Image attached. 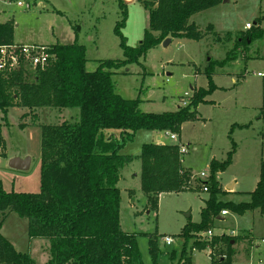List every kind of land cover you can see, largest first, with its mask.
<instances>
[{
	"label": "rangeland",
	"instance_id": "obj_1",
	"mask_svg": "<svg viewBox=\"0 0 264 264\" xmlns=\"http://www.w3.org/2000/svg\"><path fill=\"white\" fill-rule=\"evenodd\" d=\"M17 1L29 7L18 6ZM119 1L0 0V21H12V40L22 44H70L76 33L77 43L85 47V67L92 71L102 60L123 58L120 38L114 31L122 17ZM124 5L126 18L119 30L127 45L135 47L148 26V9L143 0H127ZM190 21L200 32H205L203 38L172 37L166 45L161 41L148 49L139 62H130L111 76L118 94L126 99L138 98L139 109L153 113L174 111L177 106L186 105L190 96L185 97L184 93L191 95L192 87L208 88L204 71L210 63L215 86L206 95V102L197 105L196 119L183 122L175 139L165 131L140 129L132 134L124 132L121 137L117 129L101 130L105 139L124 141L119 151L132 156V161L119 170V223L123 231L135 236L138 257L132 264H152L150 239L156 242V264H177L183 247L190 258L189 264H210V257L225 256L226 244L212 246L209 243L203 249L206 253L193 249L192 244L210 242L220 235L228 236L232 244L231 264H264V243L261 241L264 215L258 210L241 214L228 210L225 215L219 212L211 216L207 227L211 236L203 230L193 232L185 242L180 234L187 222L200 221V211L209 197V192L202 190L201 181L208 179L212 160H226L227 153L233 149L232 142L235 145L230 163L215 173L222 190L217 200L246 202L258 180L260 163L264 161V121L259 120V107L264 106V0L220 2L195 13ZM246 23L260 25L262 35L250 44H236L240 31L246 30ZM209 24L212 27L207 28ZM225 57L231 59L222 65L216 63ZM78 119V108H40L32 114L12 106L5 118L0 112L3 189L38 193L41 126ZM233 124L236 126L230 130ZM241 125L243 127H239ZM157 134L161 137L159 140H156ZM155 142L187 146V152L181 155V164L190 173V188L160 193L153 209L140 189L139 154L143 143ZM12 157H29L28 168H10L8 161ZM201 172L204 173L202 177ZM231 182L230 190L227 184ZM27 225L26 218L9 211L0 231L17 250L27 252L37 264H49L52 258L49 240L29 239ZM164 235L172 238L171 244L164 243Z\"/></svg>",
	"mask_w": 264,
	"mask_h": 264
},
{
	"label": "trees",
	"instance_id": "obj_2",
	"mask_svg": "<svg viewBox=\"0 0 264 264\" xmlns=\"http://www.w3.org/2000/svg\"><path fill=\"white\" fill-rule=\"evenodd\" d=\"M222 0H143L148 9V26L138 46L127 45L120 32L126 18L124 1H119L121 19L114 26L120 38L122 59L102 60L89 71L85 67V47L77 43L52 44L53 59L37 69L32 81H24L20 72L0 73V112L16 106L34 113L40 108H78L77 121L64 120L41 126L40 187L38 193L5 191L0 180V229L5 214L14 211L26 218L29 239L47 238L52 258L49 264H132L138 257L135 236L122 230L119 223V170L132 161V156L119 150L124 141L105 139L103 129H117L131 134L140 129L179 134L181 124L196 119V107L206 102L214 88L211 63L204 71L208 88L191 91L188 103L174 111L143 112L139 99H126L115 90L112 74L130 62H139L148 49L167 37L200 40L205 36L190 21L195 13L211 8ZM209 28V26H207ZM255 27L239 35L236 44H246L260 36ZM13 23H0V45L11 43ZM227 55V54H226ZM231 59L230 57H228ZM216 62L222 65L228 60ZM236 124L231 125L230 130ZM238 126V125H237ZM239 127H243L242 125ZM129 135V134H128ZM2 136L0 133V144ZM234 142L232 148L234 149ZM212 160L209 176L201 181L209 197L200 211L199 222H187L181 229L185 242L193 232L206 231L211 216L221 210L236 213L257 209L264 215V161L259 177L246 202H221L216 196L222 190L215 173L231 161ZM140 189L150 208H156L162 192H179L190 188V173L181 164L175 144L143 143L140 148ZM226 244L225 256L210 257V264H231L232 251L228 236H214L210 242H193L203 250L207 244ZM149 253L156 264V242L150 239ZM172 257V255H171ZM182 261V262H181ZM185 247L177 264H189ZM0 264H37L27 252L19 251L0 231Z\"/></svg>",
	"mask_w": 264,
	"mask_h": 264
},
{
	"label": "built area",
	"instance_id": "obj_3",
	"mask_svg": "<svg viewBox=\"0 0 264 264\" xmlns=\"http://www.w3.org/2000/svg\"><path fill=\"white\" fill-rule=\"evenodd\" d=\"M18 6H25L28 8L27 4H23L21 1H17ZM251 24L246 23L244 28L250 29ZM53 54L50 51L49 45L44 44H22V43H5L0 45V73L8 74L13 72H20L24 81H32L34 73L37 69H43L52 59ZM185 97L190 95L185 92ZM181 104H185L181 102ZM171 138H176L177 134L170 133ZM180 155L187 152V147L184 144H177ZM203 172L200 173L202 177ZM202 190L207 191V186L202 185ZM220 213L225 215L227 211L221 210ZM205 234L208 236L212 235L211 230H206ZM163 241L165 244H171L172 238L168 235L163 236ZM264 243V238L261 240ZM194 249V248H193Z\"/></svg>",
	"mask_w": 264,
	"mask_h": 264
},
{
	"label": "water",
	"instance_id": "obj_4",
	"mask_svg": "<svg viewBox=\"0 0 264 264\" xmlns=\"http://www.w3.org/2000/svg\"><path fill=\"white\" fill-rule=\"evenodd\" d=\"M227 0H222V2H226ZM170 37H167L163 40V45H166L170 42ZM8 166L12 169L17 170H26L29 166V157L20 158V157H12L8 161ZM231 185H227V189H230Z\"/></svg>",
	"mask_w": 264,
	"mask_h": 264
},
{
	"label": "crops",
	"instance_id": "obj_5",
	"mask_svg": "<svg viewBox=\"0 0 264 264\" xmlns=\"http://www.w3.org/2000/svg\"><path fill=\"white\" fill-rule=\"evenodd\" d=\"M124 1H127V0H124ZM129 1H132V0H129ZM227 1H228V0H227ZM215 6H216V5H215ZM208 9H209V8H208ZM5 21H8V20H5ZM5 21H0V23H3V22H5ZM191 22H193V21H191ZM193 23H194V22H193ZM194 24H195V23H194ZM208 26H209V27H212L210 24H209ZM255 27L261 29V28H260V25H258V24H257L256 26H255V25L252 26L251 28H255ZM247 30H248V29H246V30H241L240 33L243 34V33H245ZM261 30H263V29H261ZM261 35H262V34H261ZM261 35H260V36H261ZM260 36H258V37H260ZM258 37L254 38L253 40L257 39ZM202 38H203V37H202ZM237 38H238V37H237ZM186 39H187V38H186ZM253 40H252V41H253ZM12 42H14V41L12 40ZM14 43H18V42H14ZM246 44H250V41H249V43H246ZM237 47H239V46L237 45ZM237 55H238V54H237ZM239 55L243 56L242 54H239ZM243 57H244V56H243ZM247 57H249V56H247ZM247 57H246V58H247ZM253 57H259V58H262V56H256V55H254ZM244 58H245V57H244ZM232 80H233V78H232ZM193 89H196V87H192V88H191V91H192ZM258 107H259V106H258ZM263 107H264V106L259 107L260 110H261V113H260V116H259V120H261V121H264V113H263V111H264L263 109H264V108H263ZM119 131H120V130H119ZM127 132H128V133H131L130 131H127ZM112 138L116 139V136L113 135ZM160 138H161V137L159 136V134H157V135H156V140H159ZM116 141H117V140H116ZM118 142H121V141H118ZM155 143H156V142H155ZM186 147H187V146H186ZM185 169H186V168H185ZM186 170H187V169H186ZM139 179H140V178H139ZM256 182H257V181H256ZM229 184L231 185V188H232V182H231V183H228L227 185H229ZM231 188H230V190H231ZM250 192H251V191H250ZM128 194H129V193H128ZM255 210H257V209H255ZM258 212H259V211H258ZM259 213H260V212H259ZM191 250H192V249H191ZM203 252L206 253V250H203ZM248 255H249V253H248Z\"/></svg>",
	"mask_w": 264,
	"mask_h": 264
}]
</instances>
